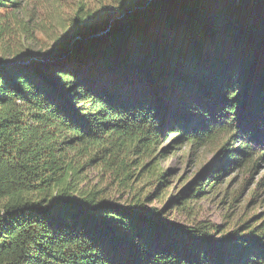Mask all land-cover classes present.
<instances>
[{
	"label": "trees",
	"instance_id": "16d2710c",
	"mask_svg": "<svg viewBox=\"0 0 264 264\" xmlns=\"http://www.w3.org/2000/svg\"><path fill=\"white\" fill-rule=\"evenodd\" d=\"M57 7L49 28L35 0H0V264H264V210L232 228L168 220L264 162V0H78L64 21ZM171 135L216 154L157 209ZM93 168L128 200L91 185Z\"/></svg>",
	"mask_w": 264,
	"mask_h": 264
},
{
	"label": "rangeland",
	"instance_id": "374dc122",
	"mask_svg": "<svg viewBox=\"0 0 264 264\" xmlns=\"http://www.w3.org/2000/svg\"><path fill=\"white\" fill-rule=\"evenodd\" d=\"M38 6L37 19L45 20L49 28L54 26L53 16L49 12L57 7L61 12L58 19L69 20L70 10L75 8L78 0H35ZM114 0H84L90 9L110 6ZM33 4V3H32ZM50 17V19H49ZM57 33H48L41 36L40 44L36 48L46 50L52 46ZM63 36V35H62ZM176 135L165 137L156 148L154 156H158V164L162 171L168 172L166 187H162L158 195H153L152 201L147 205L160 209L167 205L170 197L176 196L182 188L193 181L198 174L206 169L213 161L216 154L212 146H193L188 143L173 144ZM166 153L160 154L163 150ZM85 174L90 184L96 188L104 189L110 196H124L128 200L125 191L113 178L100 174L97 168L88 169ZM208 179L206 178L205 181ZM205 193L197 197H185L174 205V212L168 220H174L189 224L195 220H210L224 227L232 228L243 222H254L256 217L264 210V162H259L254 169L251 164L239 165L223 173L221 179L210 183ZM139 188L146 187L138 184ZM156 182L146 187V192L154 193ZM123 200V201H124ZM185 208L183 209V204ZM178 209H175V208ZM171 208V206H170ZM171 213V212H170Z\"/></svg>",
	"mask_w": 264,
	"mask_h": 264
},
{
	"label": "water",
	"instance_id": "95a60500",
	"mask_svg": "<svg viewBox=\"0 0 264 264\" xmlns=\"http://www.w3.org/2000/svg\"><path fill=\"white\" fill-rule=\"evenodd\" d=\"M110 23H111V21L108 19L107 22H106V25L104 26V28L99 29L95 33H91V34L85 35L83 38L80 35H77V34L71 36V38L69 39L68 47L66 49V53H69V52L72 51V49L74 48V44H76L77 41H81V40L84 41V40H87V39H91V38H94V37L109 33L110 30H111Z\"/></svg>",
	"mask_w": 264,
	"mask_h": 264
}]
</instances>
